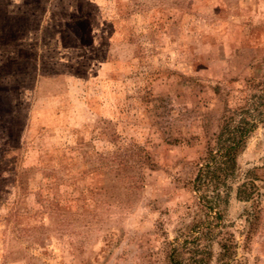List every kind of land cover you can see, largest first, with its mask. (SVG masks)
<instances>
[{
    "label": "rangeland",
    "instance_id": "rangeland-1",
    "mask_svg": "<svg viewBox=\"0 0 264 264\" xmlns=\"http://www.w3.org/2000/svg\"><path fill=\"white\" fill-rule=\"evenodd\" d=\"M127 1L0 0V33L39 46L17 77L34 87L8 111V137L1 127L0 264H173L176 238L199 234L207 140L233 115L253 124L234 188L211 209L215 237L191 247L210 264H264V197L236 194L249 169L264 177V0H132L130 13Z\"/></svg>",
    "mask_w": 264,
    "mask_h": 264
},
{
    "label": "trees",
    "instance_id": "trees-1",
    "mask_svg": "<svg viewBox=\"0 0 264 264\" xmlns=\"http://www.w3.org/2000/svg\"><path fill=\"white\" fill-rule=\"evenodd\" d=\"M131 2L133 1H127L129 4L128 6L125 5L126 12L132 10L133 6H131ZM36 3L37 4L33 6L35 9H38L40 5L44 4L42 1H37ZM115 3H117V1H115ZM108 4L113 5L111 4V1H106L105 6ZM27 5H32V3H27ZM112 7L120 8L121 5L118 2V5L114 4ZM97 18V15L85 17V19H83L78 24V26L74 28V31L78 34V36L81 37L83 30L86 34L93 35L95 33V27L93 23ZM133 18L134 17L131 14L128 16V19ZM102 21L107 23L111 20L103 17ZM5 36H7L5 33H0V44L6 39L5 41H7V45L9 42L10 47L7 46L8 49H0V52L4 50V54L7 57L4 62H0V68H8V73L11 76L9 79L7 78L3 81V76L0 74L1 157L6 153H9L10 141L7 140V137L9 136V133L11 132L14 125H16V123L11 124L10 121L7 120V113L12 107H16L23 103V98H25V93L29 86V89L34 87L31 85L32 82H29V86H24L25 83L23 84L22 82H18L17 77H19L22 73L28 76L31 67L26 63H29L33 56L36 58V60L38 59L37 53H35L36 55H33V51L31 50L33 49L36 52V48H39L37 45L36 48L29 45H25V49L15 48L14 43L20 42L23 40V38L21 39L18 36L13 37L9 35L10 39L7 40L8 38ZM1 47L2 46L0 45V48ZM0 71L2 72L1 69ZM14 90L16 91L15 96H13ZM23 94L24 96H22ZM234 122H236L234 115L227 116L224 119V123L221 126L220 131L214 133V137L207 140L205 149L206 156L204 155V157H202L203 161L198 164L199 167L193 182L194 187L197 190L202 191L201 196H198L201 200L199 201V209L196 215H194L192 224L189 227L190 230L197 229L199 234H192L191 239L186 237L185 241L183 242H180V236L176 238L178 245L171 247L169 254V259L173 264H210L213 255L212 251L206 253V249L196 248L195 246L191 247V245L197 244V246H200V242L204 239H209L210 241L215 237L216 231L214 230V227H212V225L207 222L211 217V209L219 208L222 203H227L229 195L234 188L233 183L239 166L238 156L245 149L247 139L253 127V124L251 125V121H249L247 117H244V119L242 118L237 124ZM1 127L5 128V132L7 133L5 140L2 139L4 133L2 132L3 129H1ZM2 165L3 163L0 159L1 169L3 167ZM1 172L2 170H0V180L4 179L3 173ZM236 194L238 199L245 202L256 200V203H260L262 201L264 197V177L259 175L257 168H252L247 171L246 179L236 188ZM5 199L7 201V199H11V197L9 196ZM219 213L220 212H216V215H214L213 218L217 217ZM256 213V209L249 212L248 221L251 223V225L254 224ZM187 233L188 232H181V236L183 235L185 237ZM221 246L223 248V252L221 253L220 260L229 261V259L232 257L231 247L233 246H228L226 243H222Z\"/></svg>",
    "mask_w": 264,
    "mask_h": 264
}]
</instances>
